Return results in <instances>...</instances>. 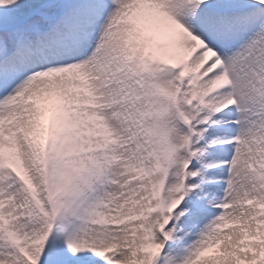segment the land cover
<instances>
[{
    "label": "snow or ice",
    "instance_id": "1",
    "mask_svg": "<svg viewBox=\"0 0 264 264\" xmlns=\"http://www.w3.org/2000/svg\"><path fill=\"white\" fill-rule=\"evenodd\" d=\"M0 264H264V0H0Z\"/></svg>",
    "mask_w": 264,
    "mask_h": 264
}]
</instances>
